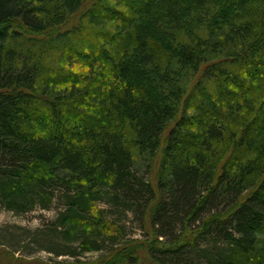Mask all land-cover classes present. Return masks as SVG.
Masks as SVG:
<instances>
[{
    "label": "trees",
    "instance_id": "obj_1",
    "mask_svg": "<svg viewBox=\"0 0 264 264\" xmlns=\"http://www.w3.org/2000/svg\"><path fill=\"white\" fill-rule=\"evenodd\" d=\"M0 207L70 264H264V0H0Z\"/></svg>",
    "mask_w": 264,
    "mask_h": 264
},
{
    "label": "rangeland",
    "instance_id": "obj_2",
    "mask_svg": "<svg viewBox=\"0 0 264 264\" xmlns=\"http://www.w3.org/2000/svg\"><path fill=\"white\" fill-rule=\"evenodd\" d=\"M148 163L144 160L136 162V171L146 178L148 177ZM100 205L109 208V205H106L105 202L100 203ZM58 214L57 208L53 207L50 210L36 209L26 215L17 216L0 207V264H16L21 260H33L43 263L49 262V260H57L66 261L67 264L72 263L75 259L53 256L34 243V240L41 238L39 232L48 230L49 226L57 219ZM123 225L127 228L129 238L143 239L144 232L140 229L132 214H128ZM99 256L98 253H87L79 259L84 264H97Z\"/></svg>",
    "mask_w": 264,
    "mask_h": 264
}]
</instances>
